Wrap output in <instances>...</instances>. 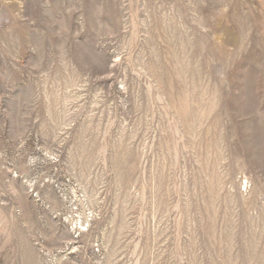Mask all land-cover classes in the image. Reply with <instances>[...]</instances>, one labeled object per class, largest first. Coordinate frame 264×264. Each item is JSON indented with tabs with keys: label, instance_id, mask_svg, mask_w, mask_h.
<instances>
[{
	"label": "rangeland",
	"instance_id": "rangeland-1",
	"mask_svg": "<svg viewBox=\"0 0 264 264\" xmlns=\"http://www.w3.org/2000/svg\"><path fill=\"white\" fill-rule=\"evenodd\" d=\"M0 264H264V0H0Z\"/></svg>",
	"mask_w": 264,
	"mask_h": 264
}]
</instances>
